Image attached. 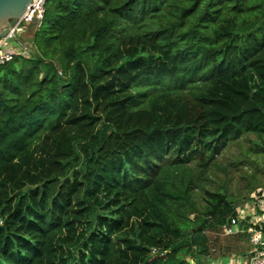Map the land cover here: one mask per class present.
Masks as SVG:
<instances>
[{"label":"trees","instance_id":"trees-1","mask_svg":"<svg viewBox=\"0 0 264 264\" xmlns=\"http://www.w3.org/2000/svg\"><path fill=\"white\" fill-rule=\"evenodd\" d=\"M31 30L0 65V264H204L238 206L200 209L191 165L264 154V0H47Z\"/></svg>","mask_w":264,"mask_h":264},{"label":"rangeland","instance_id":"rangeland-1","mask_svg":"<svg viewBox=\"0 0 264 264\" xmlns=\"http://www.w3.org/2000/svg\"><path fill=\"white\" fill-rule=\"evenodd\" d=\"M28 39L31 37L26 35L22 41ZM16 44V41H11V45ZM254 140V136L246 135L242 140L230 143L205 170L197 167L196 162L191 165L194 167L196 184L193 197L200 209H203L205 204L206 190L225 193L238 206L237 212L242 214L254 209L257 202L263 201L264 154L255 152ZM193 215L190 216L191 219L194 218ZM207 234L212 250L204 264H227L228 256L239 253L242 248L239 246L246 248L248 245L249 234L240 238L242 241L237 238L239 234L225 235L220 229L207 231Z\"/></svg>","mask_w":264,"mask_h":264},{"label":"built area","instance_id":"built-area-1","mask_svg":"<svg viewBox=\"0 0 264 264\" xmlns=\"http://www.w3.org/2000/svg\"><path fill=\"white\" fill-rule=\"evenodd\" d=\"M46 2L47 0H32L25 13L10 26L6 36L0 38V65L17 56L29 55L30 45L22 41L23 35L31 26L34 30L42 26ZM11 41H16L17 44L11 45ZM254 207L245 211V214L238 211L237 216L223 228L225 235L249 234V243L252 246V255L248 260L242 262L240 258H236L227 264H264V193L263 201L254 204ZM242 222H245L246 226H242ZM156 252L157 249L154 248L152 253Z\"/></svg>","mask_w":264,"mask_h":264},{"label":"water","instance_id":"water-1","mask_svg":"<svg viewBox=\"0 0 264 264\" xmlns=\"http://www.w3.org/2000/svg\"><path fill=\"white\" fill-rule=\"evenodd\" d=\"M31 1L32 0H0V38L6 36L10 26L25 13ZM26 45H29V43L26 42ZM201 228L202 226H199V229ZM188 262L193 264V261L190 259H188Z\"/></svg>","mask_w":264,"mask_h":264},{"label":"crops","instance_id":"crops-1","mask_svg":"<svg viewBox=\"0 0 264 264\" xmlns=\"http://www.w3.org/2000/svg\"><path fill=\"white\" fill-rule=\"evenodd\" d=\"M32 26L29 28V30L23 35V38L27 35L28 37H31L32 35ZM25 42H28L29 43V40H26ZM241 245V244H240ZM239 247H242L240 248V251L239 253H234L232 254L231 256H228L229 258V262H231L233 259H236V258H240L243 261L245 260H248V258H250V256L252 255L251 252H252V246L251 244L248 242V245L246 248H244L242 245L239 246ZM219 264V263H218Z\"/></svg>","mask_w":264,"mask_h":264}]
</instances>
